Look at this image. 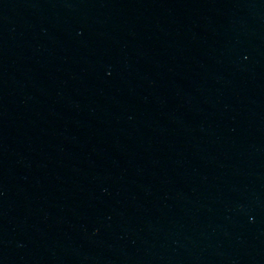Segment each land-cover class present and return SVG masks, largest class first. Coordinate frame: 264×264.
Returning <instances> with one entry per match:
<instances>
[{
    "label": "water",
    "instance_id": "water-1",
    "mask_svg": "<svg viewBox=\"0 0 264 264\" xmlns=\"http://www.w3.org/2000/svg\"><path fill=\"white\" fill-rule=\"evenodd\" d=\"M0 264H264V0H0Z\"/></svg>",
    "mask_w": 264,
    "mask_h": 264
}]
</instances>
